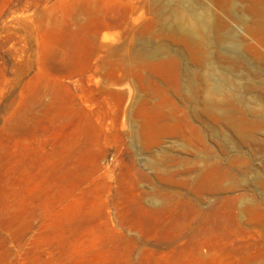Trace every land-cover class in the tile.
<instances>
[{"label": "rangeland", "instance_id": "obj_1", "mask_svg": "<svg viewBox=\"0 0 264 264\" xmlns=\"http://www.w3.org/2000/svg\"><path fill=\"white\" fill-rule=\"evenodd\" d=\"M202 4L218 72L241 55L216 105L264 123V0ZM185 15V0H0V264H264V124L238 149L250 163L221 122L203 131L213 55Z\"/></svg>", "mask_w": 264, "mask_h": 264}, {"label": "bare ground", "instance_id": "obj_2", "mask_svg": "<svg viewBox=\"0 0 264 264\" xmlns=\"http://www.w3.org/2000/svg\"><path fill=\"white\" fill-rule=\"evenodd\" d=\"M185 6L188 12V15H185L183 20L185 23L186 32H188L189 35L192 36V37L189 36V39L198 41L197 37H198V34H200L199 31L202 32L205 38L207 39L206 41L203 40L200 43L202 46V52L205 53L206 57H208L209 54L213 55L211 56L212 58L205 59L207 60V67L209 69L207 75L198 74L200 84L204 91V94H202L203 107L201 108V111H200L202 113L201 126L203 128V131H204L205 122H210L211 120L213 121L218 120L219 122H221L222 126L229 131L230 136H231L230 138L227 136H222L220 138L221 141L219 140L222 143L221 145L222 146L227 145V146L233 147L235 149L236 156H239V158H244V161L246 163L248 162L250 163L254 157V153L251 152L249 157H247V155H243L242 153L239 154L238 149H240V147L243 145H249V142L252 145L258 146V144L262 142L261 139H259L258 137V134L260 133L258 125H262L264 123H261V122L257 123L256 120L253 119V117L250 116L249 118V115L244 114L242 112H239L238 115H235L233 114L232 112L233 110L230 109L229 106L225 108L223 106L218 107L216 105L217 102L214 101L215 100L214 92L222 91L225 88V85L227 83H230L231 78H229V76L227 75V73L229 72L228 70L232 69L230 67L231 65L234 64V62H239V60L241 59L240 58L241 55L236 50L237 46L232 45V44L229 45L233 50H236V52L228 54L226 58L221 59L222 64H223L222 69L225 68V71H227V73L226 74L224 72H222V74L219 73L220 72V70H218L219 67L214 64L213 60H215L216 57H220L218 55L220 54V52L217 53V51L220 48V45H221L220 42H223V43L225 42L223 41L224 38L222 37V35L218 33L216 34L213 32L214 26H212L211 12H210L209 7L207 6V4L206 5L202 4L201 6L197 7L198 0H192V1L185 0ZM225 7H227V5H225ZM216 16L214 18H217ZM213 24H214V21H213ZM176 27H179V26H176ZM262 49L264 51V47H262ZM152 51L155 54L160 53V49L157 47L153 48ZM228 74H231V73H228ZM213 81L215 82L212 85ZM216 82H217V85H215ZM234 86L236 88L233 89V91L236 90L238 92L241 88V85L238 83L235 84ZM249 124L251 125L250 129H249ZM204 150H205L204 151L205 161H209L210 159H213L211 161V164L216 170L219 169L221 171H224L225 175L232 177V174H231V167L233 164L232 159H227L226 158L227 155L225 156L222 153L217 154V152H214V151L211 152L206 145L204 146ZM255 176L256 178H261V176L259 175H255ZM224 183H226V181ZM233 185L234 184L231 182V180H229L228 184H224L223 186H220V188L230 189L231 187H233ZM261 202H264V198L261 200Z\"/></svg>", "mask_w": 264, "mask_h": 264}]
</instances>
